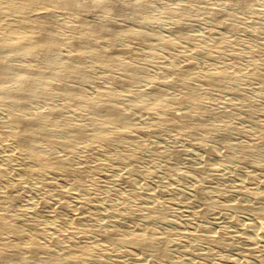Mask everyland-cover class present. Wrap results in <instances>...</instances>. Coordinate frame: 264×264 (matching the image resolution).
I'll return each instance as SVG.
<instances>
[{
	"label": "bare ground",
	"instance_id": "obj_1",
	"mask_svg": "<svg viewBox=\"0 0 264 264\" xmlns=\"http://www.w3.org/2000/svg\"><path fill=\"white\" fill-rule=\"evenodd\" d=\"M202 4L208 9L205 19L208 23L232 29L219 16L222 8L218 3ZM43 5L67 18L68 24L58 28L54 24L55 15L40 11ZM150 5L141 0L137 7L143 10ZM130 8L124 0H0V112L9 114L4 122L0 121V264H102L103 259L108 264H126L127 260L131 264H171L168 255L171 241L176 244L186 241L191 236L189 230L182 228L183 224L169 223L162 208L150 206L147 201H140L122 213L136 191L143 190L147 200H151L165 190L171 196L168 198L171 204L191 198L181 203L180 211H194L198 204L195 212L204 215L216 209L218 203L213 197L228 195L216 186L206 190L204 185L210 179L218 176L220 180H231L238 188L256 182L251 169L260 161L254 160L253 166L249 165L251 169L246 164L241 166L239 173L230 172L226 165L231 159L243 161L255 144H230L232 125L226 120L223 124L218 121L229 118V113L223 109L214 111L201 97L207 91L220 92L236 86L243 79L264 93V59L248 60L244 70L230 61L216 64L211 53H220L226 40L204 36V32L212 34V24L202 34L173 35L169 31L163 34L147 29L144 23L131 28L112 22L111 16L137 20ZM163 9L167 12V7ZM173 11L184 16L190 9L180 4ZM86 15L92 19L86 20ZM9 18L16 24H10ZM25 18L29 19L26 25L21 23ZM121 36L132 37L135 47L144 51L135 48L134 53L132 46L126 44L111 47ZM153 39L158 43H149ZM253 49H264V43ZM129 55L139 61L126 58ZM86 60L104 67L101 76L96 78L92 67H85ZM98 80L104 84L102 92L86 88ZM114 87H118L117 92ZM176 88L182 91L175 94ZM228 94L231 99L247 100L241 91ZM56 100L61 103L55 104ZM37 103L41 106L33 111L32 106ZM241 116L254 125L249 108H244ZM134 119L147 123L150 132L133 125ZM261 128L258 133L264 136ZM166 129L194 143L202 137L217 143L202 149L197 154V165L185 171H179L172 162L159 161L158 165L165 168L171 179V182L166 179L164 189L160 190L157 185V189L150 188L147 181L157 175L159 167L154 171L151 168L156 166L150 170L134 165L133 153L109 148L121 140H131L133 133L148 136ZM100 140L104 141L102 145ZM94 144L98 147L91 152ZM74 157L83 161L98 158L100 161L94 160L85 169L101 178L106 176L103 170L112 168L115 175L109 180L111 185L100 184L93 191H84L80 178L71 179ZM206 167L210 168L211 177L206 174ZM137 175L144 182L136 181ZM120 181L129 190L118 188ZM52 186L57 189L48 194L49 188L54 191ZM14 188L23 192L15 195ZM34 197L40 198L38 202L33 201ZM18 198L26 199L27 205L13 211L10 206ZM257 198L264 200V193ZM50 199L57 202V208ZM249 199H242L241 203L237 199L238 203L225 205L228 209L220 206L215 214L217 219H228L229 209L256 213L244 232L247 243L256 247L262 240L255 237L254 230L264 224V206H254L251 204L254 200ZM38 207L47 208L48 215L40 214ZM65 210L72 212L68 220L65 218L69 214L65 218L59 214ZM100 223H108L119 233L114 236L92 227ZM165 224L172 228L162 227ZM210 244L216 245L205 243Z\"/></svg>",
	"mask_w": 264,
	"mask_h": 264
},
{
	"label": "rangeland",
	"instance_id": "obj_2",
	"mask_svg": "<svg viewBox=\"0 0 264 264\" xmlns=\"http://www.w3.org/2000/svg\"><path fill=\"white\" fill-rule=\"evenodd\" d=\"M124 1L128 5H130V13L137 20L124 19L119 16H111L110 18L112 22L116 24H123L131 28H135L137 23H144L146 26L145 28L147 29L153 28L154 30H157L158 32L163 34H166L167 31H169L173 35H177V33L179 32L183 33V35L202 34V31L207 30L212 24L208 23L205 20L207 17L208 9L206 8V5L202 4V2H208L211 4L218 3L222 8L219 16L224 19L227 24H230L232 26V29H224L218 23H214L212 24V34L207 35L206 32H204V36H206L207 38L214 37L220 38L221 40H226V44H224L223 49L219 51L220 53H211V55L214 56V62L216 64H221L230 61L236 63V65L242 67L244 70L248 67V60H256L258 58L264 59V49H259V51H254L253 49V47H258L259 44L264 43V0H147L151 5L143 10H138L139 8L137 7L139 1L141 0ZM180 4H183L190 9L189 14L180 16L178 15L177 11H173L177 7V5ZM164 7H167V12L163 9ZM40 11H46L52 16L55 15L54 24H56L58 28L62 26L64 27L66 24H68L67 18L60 16L56 10L49 7L48 5L41 6ZM85 17L86 20L92 19V17L89 15H86ZM146 18L150 19L146 21ZM9 19L10 24H16L15 21H12L13 18ZM94 19L99 21L101 20V18ZM28 21L29 19L25 18L21 23L26 25L27 23H29ZM135 43L136 41L133 40L132 37L121 36L119 38V41L111 47L116 48L119 45L126 44L130 47L132 46V51L135 50L134 53H137V49L140 52L144 51L143 48L140 49L139 47H135ZM149 43L156 44L158 42L153 39ZM109 45L110 44H108V47ZM126 58L130 59L133 62L139 61L138 57L132 55L126 56ZM84 65L85 67H92L90 68L92 69L91 72L96 78L101 76V74L103 73L104 67L102 68L88 60L84 61ZM255 66L258 67L259 65ZM196 80L198 79L196 78ZM54 83L59 84V82L56 81ZM86 86V88H89V90L102 92V87L104 86V84L100 83L98 80L94 84ZM255 86L256 85L254 84L247 83V81L245 82L243 79L242 82L236 86L231 85L228 88L220 89V92L207 91L205 93L206 95L201 97L202 102L210 104L211 108L214 111L223 109L229 113V118H227L229 121L226 118H221V121L218 119V121L219 124L221 122L223 124L226 120L232 125L233 128H230L229 130L230 144H255L252 151L248 155H246L245 159H242L243 161L231 159V162L226 164L229 167L228 170L230 172L233 171L239 173V171L241 170V166L246 164L248 166L247 169H251L249 165L254 164L252 163L254 162V160L260 161L257 166L255 165L251 169V172L256 177V182L252 184H245V186H241L238 188L236 187L235 182L224 178L220 180L218 176H216L217 178L215 177L216 179H210L208 181L209 183H205L204 188L206 190L208 189V191H211L212 188L216 186L224 191L223 194L226 192L228 193V195L224 194L226 197L224 195H221V197L218 198L213 197L216 199L215 202L218 203L216 209H212L204 215H198L195 212L197 209H199L198 204H196L197 206H194V211H180L182 209L181 203H184L191 198H184L183 202L177 203L179 205L170 203L168 198H170L171 196L167 195L169 193L165 192V190H162L164 189L162 185L166 184V179L167 182H171V179H169V177L166 175L165 168L161 167L162 165H158V162L161 160H164L165 164L167 163L166 161L172 162V165H175V167L178 168L179 171H185L186 169L188 170L191 166L197 165L198 153H201L203 150H206V148H209L211 144L217 143L214 139L202 137L198 141H196V143H194L195 141L193 142V140H191V142L190 139L183 138L184 136L180 137L181 135H179L175 131L166 129L160 131L158 134L150 133L148 134V136L146 135V133H138L139 135H135V133H133L134 135L132 134L131 136L134 137L132 138L130 136L129 138L131 140H128V138L121 140L122 142H116L112 145L113 147L109 148V151L115 150L120 153H133L135 155L134 159H136V162L133 163L134 165L140 167L144 166L146 168L149 167L148 169L153 166L156 167H153L151 169H158L159 167L160 171L154 169V171L156 170L155 173L157 175H154L150 179L148 178L149 180L147 179V181L150 188L154 187V189H157L158 187V189L160 188V190H162V193L151 200H147V198L144 196L143 190L134 188L138 190V192L136 191V196L134 197L132 202L124 205L125 208L121 212L124 213L127 210H131L134 205L140 201H147L148 205L150 206L162 208L161 210L165 214V219L169 223L174 222L178 225L183 224L181 226L182 228H188L189 235L191 236L187 238L186 241L184 240V242L176 244L175 242H173V240L168 247V255L172 258V260L170 261L171 264H193L194 261L196 264H264V224L261 228L254 230L255 237L259 240H262L259 246L253 247V244L247 243L244 238V232L246 233L248 229L247 223L250 221L249 219H253L256 217V213L241 212L237 210L235 211V209H229L230 217L228 219H217V215L215 214L220 206L222 209H228L225 205L228 206L233 202L238 203L237 199H241V201H239V203H241L244 200H250L249 197L254 200V203H251L254 206H264V200H257V196L264 193V136L258 133V128L262 127L264 129V93L259 91ZM113 90L117 92L118 87H114ZM181 91V89L176 88L174 90V93L179 94ZM231 91H241L245 93L247 96V100L245 101V98L231 99L228 94ZM197 92H200V90ZM174 93L171 92L173 96H176ZM59 102L61 103V101L56 100L55 104H59ZM37 104L32 106L33 111L35 108H39L41 106L39 103ZM244 108L250 109L251 116L254 119V125H250L249 122H247L241 116V112ZM172 111H174L175 113L179 112V110ZM8 117L9 114L7 112H0V121L4 122ZM133 121V125H135L136 127L141 126L140 128H144L143 130H145L147 133L150 132L147 123L144 124L142 120H138V122L137 119H134ZM255 121L257 123L256 126ZM140 122H142L143 124ZM103 143V140L99 141L100 145H102ZM94 147L97 148L98 146L95 144L91 145V152H93ZM100 147L102 148L103 146ZM172 154H174V157L172 156ZM97 159L92 158L93 161L91 159L83 161L80 158L74 157L71 160V168H73L72 170L74 172L72 173L73 176L71 179L77 181L80 178L81 181H79L82 184L84 191H93L94 187L99 186L100 184L102 186H104V184L108 185L110 183V178H114L115 172H112V168H106L102 171V173L106 175L105 178H101L99 175L95 173L93 174V172L85 169L97 162L99 160ZM213 162H215V160ZM206 168V170L208 171L206 172V174L211 177V172L208 170L210 168ZM75 169L78 170L77 174H75L77 171ZM163 170L165 173L161 172ZM76 175L79 177L77 178ZM96 178L98 179L96 180ZM239 178L241 177L239 176ZM141 180L144 182V179L137 175L136 181L142 182ZM211 180H213V183H210L212 182ZM123 182L124 181H120V183L118 184V188L122 190L126 188L125 190H129V186ZM156 185L157 187H155ZM50 189L51 188L48 189V194L55 192L57 187L52 186V190L54 191H50ZM21 192H23L22 189L14 188L13 194L19 195L21 194ZM241 195L245 196L241 197ZM39 199L40 198L34 197L33 201L35 200L34 202H38ZM50 201L53 202V200L51 199ZM68 201L69 204L72 203L70 202L71 199ZM255 201L257 204H255ZM56 204L57 202H53L55 208H57L58 205ZM26 205V199L18 198L17 200H14L10 208L13 211H17L18 209L25 208ZM223 206H225L226 208ZM43 209L38 207V210H40V214L48 215V209L45 208L44 211ZM65 211L68 213H66ZM65 211L59 212V214L64 218L69 214V216L65 218L68 220V218H71L72 212H70V210ZM54 213V215L57 216L58 213H56V211ZM262 216H264V214ZM184 219H186L187 222H182V220ZM121 222L124 223V220ZM128 223L129 222H127L126 224ZM166 225L167 224L162 225V227ZM70 226L71 225H67V227ZM92 227L98 228L99 230L104 232H110L114 236L119 233V231L112 228L108 223H100L96 225L93 224ZM166 227L172 228L171 226H169V224ZM203 242H215L216 245L210 244L206 246ZM190 255L196 256L191 257ZM101 263L108 264V262L106 263L104 259L101 261ZM126 264H131V262H128L127 260ZM132 264L136 263L132 262Z\"/></svg>",
	"mask_w": 264,
	"mask_h": 264
}]
</instances>
